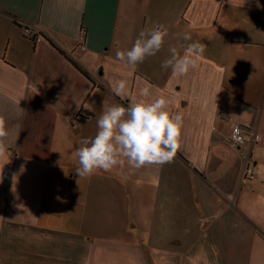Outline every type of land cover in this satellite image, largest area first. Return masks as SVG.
<instances>
[{"label":"crops","instance_id":"obj_1","mask_svg":"<svg viewBox=\"0 0 264 264\" xmlns=\"http://www.w3.org/2000/svg\"><path fill=\"white\" fill-rule=\"evenodd\" d=\"M161 25L155 56L135 68L116 59ZM193 41L205 45L194 70L161 67ZM161 96L183 118L173 162L79 179L72 153L95 136L103 102ZM0 121V264H220L258 245L264 255V0H0ZM236 123L259 138L231 145Z\"/></svg>","mask_w":264,"mask_h":264},{"label":"clouds","instance_id":"obj_2","mask_svg":"<svg viewBox=\"0 0 264 264\" xmlns=\"http://www.w3.org/2000/svg\"><path fill=\"white\" fill-rule=\"evenodd\" d=\"M167 29L141 30L133 46L126 51H118L116 59L132 68L155 56L164 46ZM183 40L191 41V36L183 34ZM171 56L161 67L171 69L175 78L186 76L197 67V59L203 55L205 45L199 41L188 43L183 54L175 47L169 49ZM151 85L140 89L139 95L150 96ZM116 96L126 93V82L121 80L112 90ZM101 114L96 117L97 131L94 137L84 138L72 153L77 161L75 172L81 178H90L100 172L128 166L141 169L146 166H163L173 162L181 147L183 118L171 112V100L161 96L155 100L139 99L127 107L103 102ZM6 135L0 121V138ZM0 145V151H2Z\"/></svg>","mask_w":264,"mask_h":264},{"label":"built area","instance_id":"obj_3","mask_svg":"<svg viewBox=\"0 0 264 264\" xmlns=\"http://www.w3.org/2000/svg\"><path fill=\"white\" fill-rule=\"evenodd\" d=\"M79 41L81 42L80 47L84 49L85 45H84L83 35L79 36ZM258 138H259V134L255 130L244 124L236 123L231 127L228 141L231 145L235 146L242 144L244 141L248 139L255 141ZM252 173H253V168L250 165L246 164L244 167L243 176L247 175L250 177L252 176Z\"/></svg>","mask_w":264,"mask_h":264},{"label":"rangeland","instance_id":"obj_4","mask_svg":"<svg viewBox=\"0 0 264 264\" xmlns=\"http://www.w3.org/2000/svg\"><path fill=\"white\" fill-rule=\"evenodd\" d=\"M242 158V157H241ZM243 159V158H242ZM245 161V159H243ZM243 160H242V167H245V163L243 165ZM226 228V227H225ZM224 228V229H225ZM236 227L233 228V230H231L230 228L226 229V235L229 238V233L235 230ZM221 241L222 243H224L225 240V233L221 234ZM220 240V239H219ZM221 246H224L223 244ZM244 247V245H240V244H236L235 247L238 248V252L241 254L240 252V248ZM245 254V253H244ZM220 264H264V255L262 252V247L261 245H258L255 250H254V255L251 256L250 258L247 257V255H243V256H239L236 259H230V255L229 254H225L223 253V256L220 258L219 260Z\"/></svg>","mask_w":264,"mask_h":264}]
</instances>
